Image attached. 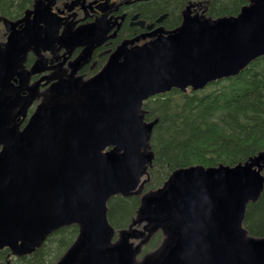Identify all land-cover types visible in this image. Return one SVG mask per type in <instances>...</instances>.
I'll return each mask as SVG.
<instances>
[{
  "label": "water",
  "instance_id": "1",
  "mask_svg": "<svg viewBox=\"0 0 264 264\" xmlns=\"http://www.w3.org/2000/svg\"><path fill=\"white\" fill-rule=\"evenodd\" d=\"M40 5L35 0L21 19L1 20L8 36L0 42V251L31 255L52 233L75 225V241L55 264H264V237L242 227L246 206L264 188V153L234 167L173 171L141 195L114 241L106 215L111 198L140 195L147 182L141 179L152 163L157 119L144 120L143 103L173 89L201 90L264 55V0L214 20L190 18L186 8L177 29L119 47L92 78L50 85L20 130L13 112L21 106L24 117L33 97L20 101L10 80L29 49L50 50L53 42L52 33H37L39 21L50 25ZM35 64L44 71L47 60L39 54ZM158 231L159 247L137 259Z\"/></svg>",
  "mask_w": 264,
  "mask_h": 264
},
{
  "label": "trees",
  "instance_id": "2",
  "mask_svg": "<svg viewBox=\"0 0 264 264\" xmlns=\"http://www.w3.org/2000/svg\"><path fill=\"white\" fill-rule=\"evenodd\" d=\"M211 18L236 16L248 0H206ZM33 0H0L2 19L16 20ZM187 0H163L156 12L168 11L173 18ZM145 119L157 123L150 137L153 162L144 192L162 186L177 169L219 165L233 167L264 153V56L251 62L238 76L209 84L200 91L178 90L148 99ZM139 196L110 199L107 221L114 230L127 228L139 207ZM249 236L264 237V188L247 205L242 222ZM77 226L52 233L31 255L11 258V264H55L72 245ZM162 240L156 233L142 247L140 256L155 250ZM0 251V262L8 257Z\"/></svg>",
  "mask_w": 264,
  "mask_h": 264
},
{
  "label": "flooded vegetation",
  "instance_id": "3",
  "mask_svg": "<svg viewBox=\"0 0 264 264\" xmlns=\"http://www.w3.org/2000/svg\"><path fill=\"white\" fill-rule=\"evenodd\" d=\"M33 0L30 8L33 7ZM41 8L49 18L50 25L39 21L37 33H52L50 50L32 48L25 56L20 69L10 80L20 101L32 96V104L24 117L18 106L14 125L21 129L36 110L43 93L50 85L61 80L80 77L88 80L102 70L110 56L121 46L132 49L147 44L160 35L178 28L183 12L188 8L189 17H201L206 2L187 0L175 18L168 11L156 12L163 0H40ZM25 13L22 14L21 19ZM33 15L30 16V19ZM22 22L16 28L22 30ZM81 33V36H78ZM8 32L4 31L5 42ZM47 60L46 70L33 65L38 55ZM36 65V64H35ZM33 67V68H32ZM35 68V70H34ZM33 69V70H32ZM25 113V112H24Z\"/></svg>",
  "mask_w": 264,
  "mask_h": 264
},
{
  "label": "rangeland",
  "instance_id": "4",
  "mask_svg": "<svg viewBox=\"0 0 264 264\" xmlns=\"http://www.w3.org/2000/svg\"><path fill=\"white\" fill-rule=\"evenodd\" d=\"M194 1H196V0H194ZM184 7V6H183ZM183 7H182V9H183ZM181 10V9H180ZM207 15V14H206ZM5 41V37H4V29H3V26L2 25H0V42H4ZM135 229H136V227H135ZM137 229H138V231H141L142 229H141V227H137ZM155 235V234H154ZM153 235V236H154ZM160 244H161V242H160ZM159 244V245H160ZM150 252H152V251H150ZM149 253V252H148ZM142 256H140V258H141Z\"/></svg>",
  "mask_w": 264,
  "mask_h": 264
}]
</instances>
